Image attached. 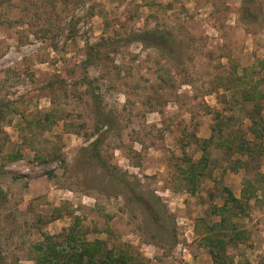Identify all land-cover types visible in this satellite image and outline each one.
Listing matches in <instances>:
<instances>
[{
	"label": "rangeland",
	"instance_id": "obj_1",
	"mask_svg": "<svg viewBox=\"0 0 264 264\" xmlns=\"http://www.w3.org/2000/svg\"><path fill=\"white\" fill-rule=\"evenodd\" d=\"M248 1L0 0L1 263L34 264L43 234L78 225L143 264H211V210L245 179L261 202L233 217L243 238L226 253L264 264V134L253 139V104L223 85L264 75V0ZM51 109L31 150L17 126ZM94 140L110 175L86 154ZM202 149L195 194L173 192L182 152L198 164Z\"/></svg>",
	"mask_w": 264,
	"mask_h": 264
},
{
	"label": "trees",
	"instance_id": "obj_2",
	"mask_svg": "<svg viewBox=\"0 0 264 264\" xmlns=\"http://www.w3.org/2000/svg\"><path fill=\"white\" fill-rule=\"evenodd\" d=\"M246 1L247 3L250 2L243 0V4L244 2L246 4ZM145 35L147 36L148 44H153V40L164 43V38L155 33H145ZM136 40L143 41V39ZM229 78L228 84L223 85L237 90V92L241 93L240 96L244 102L253 104V109L248 116L250 123L248 131L254 140H260L262 134H264V122L260 117V104L264 102V75L255 80L252 72H247L243 69L241 75L234 74L233 77ZM97 113L101 125L106 126L108 124L107 118L98 110ZM56 114L57 112L51 109L43 115L31 114V117L23 120L21 125L17 126V131L23 143L31 149L32 143L28 136L35 135L39 130H48L57 120ZM58 118H60V115H58ZM96 146L97 141H92L86 149V154L88 158L98 163L99 168L103 172L110 175L106 164L99 160ZM238 147L249 154L255 152L251 147L243 143L238 144ZM202 152L198 164L193 163L182 152L180 164L176 165L175 174L172 177L173 184L171 189L173 192H185L189 196L195 194L202 176L204 163L207 160L203 149ZM7 157L18 160L20 153L9 154ZM1 163H4V161L2 160ZM253 192V186L244 179L242 180L238 198H234L228 190H225L221 204L212 208L213 222L207 227L206 232L200 239V246L207 250L211 264H246L234 263L232 258L227 255L226 248L237 246L243 238L242 234L235 228V224H233V217L235 218L245 212L248 200L253 199L255 204L256 202H261L257 201L258 199L254 197ZM1 194L0 190V199L2 198ZM107 221L108 218L105 217V223ZM28 252L34 264H143L138 262L129 250L119 249L115 253L110 249H105L101 241L85 240L81 236L78 225L69 227L63 234H43L41 240L29 247ZM0 264H3L1 263V258Z\"/></svg>",
	"mask_w": 264,
	"mask_h": 264
}]
</instances>
